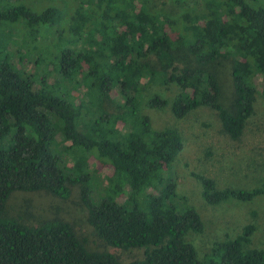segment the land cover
<instances>
[{"label":"trees","instance_id":"trees-1","mask_svg":"<svg viewBox=\"0 0 264 264\" xmlns=\"http://www.w3.org/2000/svg\"><path fill=\"white\" fill-rule=\"evenodd\" d=\"M204 1L172 16L152 0H0V264H264L253 223L202 253L189 242L204 225L177 193L183 135L146 113L183 120L208 108L236 141L255 95L264 98V0ZM49 34L52 44L39 48ZM22 48L41 52L32 71ZM170 86L171 100L151 92ZM91 161L106 170L104 183ZM195 177L209 205L264 197V180L233 190ZM73 188L92 237L119 253L89 246L61 218L5 214L15 192L67 200Z\"/></svg>","mask_w":264,"mask_h":264},{"label":"rangeland","instance_id":"rangeland-1","mask_svg":"<svg viewBox=\"0 0 264 264\" xmlns=\"http://www.w3.org/2000/svg\"><path fill=\"white\" fill-rule=\"evenodd\" d=\"M204 2V0H185L184 3L175 5L170 0H152L151 7L154 10L161 8L169 11L172 16H178L182 10H201ZM16 39V42L20 41L19 38L16 37ZM52 40L53 36L49 34L38 42V47L46 48L52 44ZM38 49L30 50V52L25 48L20 50L23 60L29 63L26 65L31 71L30 66L41 53ZM48 69L55 72L51 65ZM228 69V62H222L219 68V72H223L222 103L230 108L232 90L228 80ZM49 81L52 82L51 78ZM151 90L170 100L175 94L173 86L154 87ZM146 113L152 117L156 125L175 126L183 135V148L173 164L177 193L184 196L188 205L199 213L204 225L203 232L189 234L190 241H188L202 253L214 240L233 239L241 233L245 225L253 223L256 230L251 237V247L264 248V197L255 198L250 203L227 200L219 205H209L202 198L201 185L195 177L199 175L214 180L217 189H251L262 183L264 180V98L258 94L255 95L254 113L248 120L243 134L236 141L221 132L216 113L208 108L195 109L183 120H175L168 113H153L150 110H146ZM90 164L96 169L99 180L104 183L106 170L95 161H91ZM5 214L28 223L61 218L72 224L78 235L88 239L89 246L99 251L116 253L120 251L110 247L105 248L99 240L92 237L85 223L86 211L80 204L76 188L72 189L67 200L58 199L45 191L15 192L6 203Z\"/></svg>","mask_w":264,"mask_h":264}]
</instances>
